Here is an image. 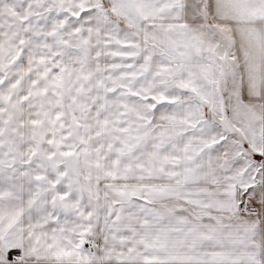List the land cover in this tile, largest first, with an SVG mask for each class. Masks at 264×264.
Listing matches in <instances>:
<instances>
[{
	"label": "snow or ice",
	"instance_id": "1",
	"mask_svg": "<svg viewBox=\"0 0 264 264\" xmlns=\"http://www.w3.org/2000/svg\"><path fill=\"white\" fill-rule=\"evenodd\" d=\"M0 264H264V0H0Z\"/></svg>",
	"mask_w": 264,
	"mask_h": 264
}]
</instances>
